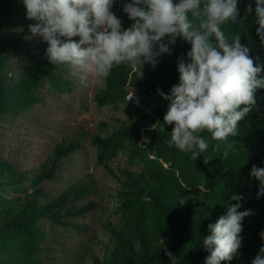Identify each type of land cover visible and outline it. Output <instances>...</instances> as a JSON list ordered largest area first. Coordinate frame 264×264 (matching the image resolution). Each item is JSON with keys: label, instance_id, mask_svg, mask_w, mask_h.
I'll return each mask as SVG.
<instances>
[{"label": "trees", "instance_id": "16d2710c", "mask_svg": "<svg viewBox=\"0 0 264 264\" xmlns=\"http://www.w3.org/2000/svg\"><path fill=\"white\" fill-rule=\"evenodd\" d=\"M4 0H0V4ZM130 0H115L112 11L121 20L123 29L131 26L133 21L123 11V4ZM178 2V0H174ZM248 4L252 5L253 12L243 23L232 25L230 22L222 25L226 36L231 37L237 33L241 35V43L249 46L250 57L254 64H259L263 57L260 50L264 43L256 34L258 25L255 24V0H238L239 18L245 15ZM7 17L11 14L10 6H5ZM0 14V31L3 28ZM3 41L0 39V72L4 65L2 54ZM190 50V45L182 38H177L171 55L162 54L161 57L174 59L172 67L145 64L143 68H137L135 72L127 64L114 66L105 80L104 87L95 96L100 107L117 105L125 101L126 86L140 84L146 80L156 81L155 89H161L166 94L173 85L179 82L177 61L180 56H185ZM256 62V63H255ZM262 66V65H261ZM264 68V66H262ZM61 65H54L45 58H40L25 65L24 72L17 83L3 92V84L0 76V113L10 109L12 113L26 111L41 101L38 95V87L41 82H47L55 90H66L67 84L59 73ZM264 76V71H262ZM142 76V77H140ZM264 109V89L256 92V105L246 116L238 122L237 134L229 136L224 141L214 140L211 133L205 131L200 135L207 141L214 157L219 158L218 163H213V157H207L201 153L196 161L197 175L212 174L214 170L227 167L225 176L228 179H241L251 181L258 186V181L250 177L252 165L261 168L264 159V115L258 111ZM154 121L148 122L141 118L122 121L106 136L94 135L91 138L98 148L97 162L104 165L107 159L114 157L118 152L128 151L139 153L138 142L141 132H146L150 139L148 143L149 153L160 154L171 152L175 146H169L166 140L170 139L172 125H165L163 117L156 126V130H150ZM219 145V148L216 145ZM76 145L60 143L54 149V158L41 164L35 175L31 178L32 190L18 192L24 195L23 203L15 204L14 211L8 216H0V252L5 251L14 255L20 264H41L35 257L40 252L39 244L42 235L38 229L37 220L58 218V212L69 201L81 198L89 191L85 188L70 187L62 194L47 203H37L42 196L37 188L42 180H52L57 168L56 160L74 151ZM227 153V155H225ZM203 156V157H202ZM208 163H205V159ZM220 164H226L221 165ZM111 172V171H110ZM119 181L123 190L117 193L121 208L126 212L123 223L116 225L111 221L101 224L102 231L106 232L109 243L105 246L104 259L101 261L94 253L89 257L93 264H171L165 249L176 256L179 264L191 262L192 264H204L208 253L201 246L204 236L209 234L208 225L214 224L218 218L227 212L230 204L228 193L213 190L206 192L201 197L190 190L193 183L189 179L177 177L174 173H162L158 171H146L132 173L121 170ZM17 172L9 164L0 163V193H8L6 183L16 178ZM24 182L28 179H23ZM249 186V184L247 185ZM131 190L133 193H130ZM0 202H4L0 199ZM141 202L143 211H132L131 205ZM86 207L78 208L75 215L86 211ZM71 209V207L69 208ZM67 209V211L69 210ZM73 209V208H72ZM263 216V215H262ZM258 218V229L262 224ZM163 240V245L161 243ZM99 244H102L100 242ZM240 250L231 261H222L221 264H252Z\"/></svg>", "mask_w": 264, "mask_h": 264}, {"label": "rangeland", "instance_id": "374dc122", "mask_svg": "<svg viewBox=\"0 0 264 264\" xmlns=\"http://www.w3.org/2000/svg\"><path fill=\"white\" fill-rule=\"evenodd\" d=\"M8 5L11 8L9 17L5 14V6ZM0 14L4 25L0 31L4 56L0 76L2 91L6 92L17 83L27 63L40 58L49 60L45 55L48 45L42 37L31 34L29 25L37 22L27 18L23 0H4L0 4ZM121 29L124 30L122 26ZM73 39L79 41V37ZM260 50L263 57L259 63L264 66V45ZM158 60L157 65L173 66L172 58L168 60L160 56ZM59 73L66 81V90H55L49 83L41 82L37 90L41 98L39 103L20 113H12L10 109L0 113V163L9 164L17 172L14 180L3 181L9 192L0 193V199L4 201L0 202V216L12 214L15 207L13 203L22 204L26 200L18 190H32L31 178L42 163L54 158V149L60 143L74 144L76 148L56 160L57 168L52 180H42L38 184L42 196L37 203L50 202L72 186L89 191L81 198L69 201L58 212L56 220H37L42 240L39 244L41 250L35 257L41 264H93L89 257L92 253L101 261L104 259V244L109 243V239L106 232L102 231L101 224L111 221L118 226L123 223L126 214L116 196L123 190L119 181L121 170L132 173H174L177 177L189 179L193 183L190 190L201 194L198 197L213 190L225 191L230 200L233 194L242 195L240 211L251 210L253 215L242 221L243 239L239 250L249 260L260 254V249L264 247V239L260 236L264 231V196L257 199L258 186L249 180L228 179L225 176L227 167H219L205 176L197 175L193 172L197 159L193 160L191 153L181 152L176 147L171 152L149 153L148 144H143V137H147L143 131L138 142L139 153L122 151L107 159L104 165L97 162L98 148L91 141L94 135L104 137L122 121L141 118L156 124L164 117L169 101L157 93L154 87L156 81L146 80L134 86L128 85L124 102L100 107L95 96L104 87L105 81L98 86L85 87L69 66L61 65ZM133 87L134 99L127 101ZM258 114L264 115V109L259 110ZM204 153L215 159L213 163H218L219 158L213 156L210 147ZM221 165L226 164L218 166ZM260 167L264 168V159ZM23 179L28 181L24 182ZM140 205L141 202L132 204L131 210L143 211ZM84 206H88L86 211L75 215L76 209ZM259 217L262 226L258 229ZM0 264L20 263L16 256L2 251Z\"/></svg>", "mask_w": 264, "mask_h": 264}, {"label": "clouds", "instance_id": "9594fccd", "mask_svg": "<svg viewBox=\"0 0 264 264\" xmlns=\"http://www.w3.org/2000/svg\"><path fill=\"white\" fill-rule=\"evenodd\" d=\"M114 2L23 0L27 18L37 22L29 25L30 32L47 43L45 55L50 63L69 66L85 87L102 84L112 68L121 64L133 70L145 64L155 68L158 57L171 55L177 38H182L190 50L187 58H178L179 82L167 94L157 88L169 101L163 123L173 127L166 143L196 160L209 147L201 133L207 131L217 141L235 136L238 122L256 105L257 90L264 89L260 75L264 68L254 64L241 35L229 39L222 25L243 23L253 12L252 5L246 6L241 19L238 0H130L123 4V11L133 23L122 30L121 20L112 11ZM254 22L264 43V0H255ZM134 96L133 87L127 101ZM159 123L150 130H156ZM148 143L150 139L143 137V144ZM250 177L258 181L259 199L264 196V168L253 164ZM231 201L236 203L208 225L209 234L202 239L201 246L208 253L205 264L231 261L242 247V221L253 212L240 211L242 195L233 194ZM260 236L264 239V231ZM164 251L171 264H179L174 254ZM252 264H264V247Z\"/></svg>", "mask_w": 264, "mask_h": 264}]
</instances>
